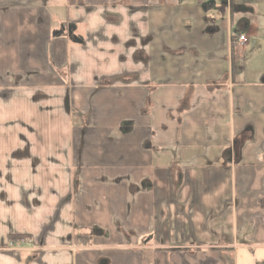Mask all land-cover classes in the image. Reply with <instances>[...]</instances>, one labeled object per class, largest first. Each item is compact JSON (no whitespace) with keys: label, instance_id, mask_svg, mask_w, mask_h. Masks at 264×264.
<instances>
[{"label":"crops","instance_id":"0c3cea01","mask_svg":"<svg viewBox=\"0 0 264 264\" xmlns=\"http://www.w3.org/2000/svg\"><path fill=\"white\" fill-rule=\"evenodd\" d=\"M0 264H264V0H0Z\"/></svg>","mask_w":264,"mask_h":264},{"label":"built area","instance_id":"2783aa9c","mask_svg":"<svg viewBox=\"0 0 264 264\" xmlns=\"http://www.w3.org/2000/svg\"><path fill=\"white\" fill-rule=\"evenodd\" d=\"M247 41V38L244 35H239L237 38V43H244ZM31 241L29 238L19 237L8 240L2 247L1 250L6 251H19L23 248V245L30 244Z\"/></svg>","mask_w":264,"mask_h":264},{"label":"trees","instance_id":"16d2710c","mask_svg":"<svg viewBox=\"0 0 264 264\" xmlns=\"http://www.w3.org/2000/svg\"><path fill=\"white\" fill-rule=\"evenodd\" d=\"M20 236H16V238H19ZM12 238H15V237H12Z\"/></svg>","mask_w":264,"mask_h":264}]
</instances>
